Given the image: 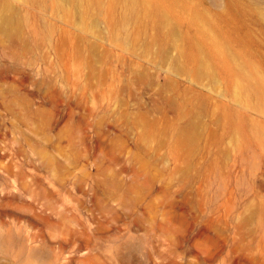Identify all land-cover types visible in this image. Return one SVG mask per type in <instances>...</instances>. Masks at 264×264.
Instances as JSON below:
<instances>
[{"label": "rangeland", "instance_id": "1", "mask_svg": "<svg viewBox=\"0 0 264 264\" xmlns=\"http://www.w3.org/2000/svg\"><path fill=\"white\" fill-rule=\"evenodd\" d=\"M262 83L264 0H0V264H264Z\"/></svg>", "mask_w": 264, "mask_h": 264}, {"label": "bare ground", "instance_id": "2", "mask_svg": "<svg viewBox=\"0 0 264 264\" xmlns=\"http://www.w3.org/2000/svg\"><path fill=\"white\" fill-rule=\"evenodd\" d=\"M5 32L8 33V34H13L14 33L13 27H11L9 25V23L7 24V27H6ZM192 58L194 59V61L196 63L195 70L198 73L201 72V71H204L206 68L209 69V75H210V77L212 79V82L211 83L217 84V83L221 82V80H224V82L226 84H228V85L235 84L236 85V90H240V88L243 90L242 84L240 82H238V80L235 79V76L232 75L230 72H228V70H227L226 73L223 72L225 78H223L221 76V74L219 75V78L218 79H216V78L213 77L212 74H213V70H214L215 65H216V63H215L216 60L215 59H213L210 63H208V60L206 59V57H203L202 58L201 56L197 55V53L193 54L192 55ZM236 75H237V77H239L238 76V73H236ZM257 94H258L259 100L261 101V104L263 105L264 104V86H263V83L261 85V90ZM192 124H193V122L191 121V123H189L188 125H192ZM234 133H236V132L234 131ZM181 138L183 139V142L187 146H192L194 144V136L192 137L190 135V133H188L186 131L183 132V134L181 135Z\"/></svg>", "mask_w": 264, "mask_h": 264}]
</instances>
